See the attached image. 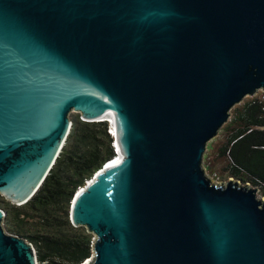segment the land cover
<instances>
[{
    "label": "water",
    "instance_id": "1",
    "mask_svg": "<svg viewBox=\"0 0 264 264\" xmlns=\"http://www.w3.org/2000/svg\"><path fill=\"white\" fill-rule=\"evenodd\" d=\"M259 91L264 0H0V195L33 196L74 111L117 148L71 202L80 264H264V197L203 160ZM4 216L0 264H38Z\"/></svg>",
    "mask_w": 264,
    "mask_h": 264
},
{
    "label": "trees",
    "instance_id": "2",
    "mask_svg": "<svg viewBox=\"0 0 264 264\" xmlns=\"http://www.w3.org/2000/svg\"><path fill=\"white\" fill-rule=\"evenodd\" d=\"M70 118L69 134L33 196L15 205L0 195L5 230L32 243L38 264H80L90 257L93 235L73 226L71 202L77 190L116 155L109 122L84 121L79 113ZM218 135H222L218 145L210 141L207 145L206 170L211 172L212 153L214 160L223 162L221 178L249 183L264 196V97H250L235 108Z\"/></svg>",
    "mask_w": 264,
    "mask_h": 264
},
{
    "label": "rangeland",
    "instance_id": "3",
    "mask_svg": "<svg viewBox=\"0 0 264 264\" xmlns=\"http://www.w3.org/2000/svg\"><path fill=\"white\" fill-rule=\"evenodd\" d=\"M255 96L263 98V97H264V91H259ZM248 98H250V97H245L240 103L236 104V105L231 109L230 116L234 113V109L240 107V106L243 104V102H245ZM76 113H77V112H74V111L70 112V117H71L72 115H75ZM221 140H222V135H218L216 138H214L212 141H210V142H211L210 144H211V145H218V144L221 142ZM205 152H206V151H205ZM214 156H215V155L211 153V155L208 157V159H210L209 162H211V172L208 171V170H206V163H207V162L204 163V168H205V170H206V174H207L210 178H212V181H213V182L225 181V180H227L228 178H227V179H224V178H221V177L219 176L220 173H221V171H222L223 162L221 161V159H220V160H218V159H217V160H216V159L214 160V159H213ZM257 194H258V196H260V197H264V196L261 195L259 189L257 190Z\"/></svg>",
    "mask_w": 264,
    "mask_h": 264
},
{
    "label": "clouds",
    "instance_id": "4",
    "mask_svg": "<svg viewBox=\"0 0 264 264\" xmlns=\"http://www.w3.org/2000/svg\"><path fill=\"white\" fill-rule=\"evenodd\" d=\"M98 121V120H97ZM112 131L111 128H109V132ZM110 134L112 135L113 133L110 132ZM113 146H114V149H115V153L117 154V148L116 146L114 145V142H113Z\"/></svg>",
    "mask_w": 264,
    "mask_h": 264
},
{
    "label": "bare ground",
    "instance_id": "5",
    "mask_svg": "<svg viewBox=\"0 0 264 264\" xmlns=\"http://www.w3.org/2000/svg\"><path fill=\"white\" fill-rule=\"evenodd\" d=\"M119 159H120V157L118 156L117 159L114 162H112V164L117 163L119 161Z\"/></svg>",
    "mask_w": 264,
    "mask_h": 264
}]
</instances>
